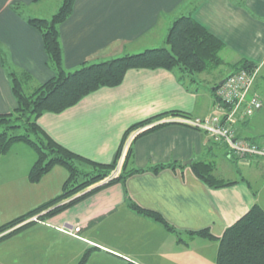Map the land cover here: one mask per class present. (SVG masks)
Masks as SVG:
<instances>
[{
  "label": "crops",
  "instance_id": "0c3cea01",
  "mask_svg": "<svg viewBox=\"0 0 264 264\" xmlns=\"http://www.w3.org/2000/svg\"><path fill=\"white\" fill-rule=\"evenodd\" d=\"M54 1L0 0V50L8 64L0 55V114L17 107L9 71L28 73L39 85L55 76L47 64L42 34L28 23L31 18H51L63 0ZM16 5L20 9L15 10ZM185 15H192L226 45L220 53L223 62L212 73L204 72L190 83L164 69L130 70L120 86L102 88L60 114L42 115L40 127L68 150L108 164L124 133L138 122L172 111L201 119L220 115L216 90L247 60L259 70L251 94L259 96L263 106L233 127L237 136L264 148V0H75L72 15L59 27L64 68L74 71L84 63L164 47L172 24ZM179 117L157 120L166 125L138 134L131 145L132 168L168 164L174 168L134 174L56 216L38 222L29 219L6 231L0 235V264H79L89 250L88 264L208 263L195 259V254H208L203 246L191 251L187 246L197 237L187 233L208 229L222 237L255 204L264 209V160L249 157L235 166L222 143L178 123ZM35 161L34 152L21 144L0 155V226L61 193L67 170L56 166L32 184L28 176ZM188 161L211 163L218 179L235 184L211 188L195 175L191 164H184ZM218 161L232 164L239 178L225 179L228 170L223 165L220 169ZM248 169L261 180L256 191L243 175ZM131 203L159 213L185 239L189 237L190 244L179 243L165 225L134 210Z\"/></svg>",
  "mask_w": 264,
  "mask_h": 264
},
{
  "label": "trees",
  "instance_id": "16d2710c",
  "mask_svg": "<svg viewBox=\"0 0 264 264\" xmlns=\"http://www.w3.org/2000/svg\"><path fill=\"white\" fill-rule=\"evenodd\" d=\"M74 4L75 0H63L58 11L51 18L28 20L30 26L42 34L44 48L48 56L47 64L55 71V76L40 84L32 93L26 94L23 83L30 80L29 74L9 71L8 75L17 100V107L11 113L0 114V155L8 154L16 144L25 145L36 155V161L28 176L30 183H39L56 166L65 168L68 178L58 196L0 226V235L29 219L37 217L40 221L56 216L106 187L116 183H125L134 174L147 170L158 173L166 168H174V164H168L150 167L146 170L134 169L131 166L134 153L130 147L121 173L117 177L111 178L117 167L122 146L129 134L166 116L190 117L179 111H172L132 125L124 133L114 160L111 163L103 164L78 155L53 140L38 124V119L42 115L46 113L60 114L102 88L120 86L130 70L164 69L176 72L181 81L186 82L189 78L192 83L196 81L195 77L218 68L223 62L220 53L226 47L224 42L199 24L192 15H185L177 18L172 24L164 47L126 54L98 63H84L74 71H67L63 63L64 53L60 43L59 27L72 15ZM13 8L20 9L17 5ZM0 55L5 66L8 67L1 50ZM256 69V65L247 60L241 61L236 66L237 72L240 70L253 72ZM252 116L239 120L242 121ZM165 125H156L140 133L138 137L154 132ZM224 146L228 150L227 156L237 166L241 159L235 157L227 145ZM191 168L195 175L211 188H223L235 184L218 179L214 175V165L211 163L195 161L191 164ZM106 180H108L106 184L88 191ZM130 205L139 213L165 225L168 231L177 236L179 243L187 245L183 234L169 226L159 213L144 210L134 203ZM44 212L45 214L40 216ZM23 227L16 229L12 234ZM187 235L191 238L202 237L219 242L215 264H264V209L259 204H255L248 213L230 226L222 237L213 236L208 229L189 232ZM90 252V250L85 252L79 264H88Z\"/></svg>",
  "mask_w": 264,
  "mask_h": 264
},
{
  "label": "built area",
  "instance_id": "2783aa9c",
  "mask_svg": "<svg viewBox=\"0 0 264 264\" xmlns=\"http://www.w3.org/2000/svg\"><path fill=\"white\" fill-rule=\"evenodd\" d=\"M258 71V68L253 72L240 70L224 80L223 84L216 90V98L221 107L220 115H212L204 119L182 116L178 118L177 122L205 131L217 142L227 145V148L237 158L259 157L264 160V148L239 138L233 127L239 119L250 117L262 109V100L259 96L251 94ZM137 134L133 136L135 137ZM130 144L129 140L119 159L120 164H123ZM120 172L118 166L111 178L117 177ZM32 221H38V218L35 217Z\"/></svg>",
  "mask_w": 264,
  "mask_h": 264
},
{
  "label": "rangeland",
  "instance_id": "374dc122",
  "mask_svg": "<svg viewBox=\"0 0 264 264\" xmlns=\"http://www.w3.org/2000/svg\"><path fill=\"white\" fill-rule=\"evenodd\" d=\"M52 1H54V0H52ZM55 3V1L53 2V4ZM214 70V69H213ZM14 71H16L17 73H19V71H17V70H15L14 69ZM211 72H209V73H212L213 71L212 70H210ZM223 84V83H222ZM221 84V85H222ZM39 86V84L38 83H36V81L35 80H29V81H27V82H24L23 83V87H24V91H25V93L26 94H30V93H32L34 90H35V88L36 87H38ZM157 121H155V122H153V123H151V124H149V125H147V126H145V127H142V128H139V129H137V130H140L139 132H138V134H140V133H142V132H144L145 130H147V129H150V128H152V127H154V126H156V125H159V123H156ZM162 124H165V123H162ZM236 125V124H235ZM138 134L134 137V136H132L131 134H129L128 135V137H127V139L125 140V142H124V144H123V146H122V150H121V154H122V152H123V149H124V147H125V145H126V143L130 140V147H131V145H132V143H133V141H134V139L138 136ZM132 136V137H131ZM133 138V139H132ZM132 139V140H131ZM16 145H18V144H16ZM22 145V144H21ZM129 150V149H128ZM33 153V152H32ZM127 153H128V151H127ZM121 154H120V158H121ZM126 156H127V154H126ZM126 156H125V158H124V161H125V159H126ZM119 158V159H120ZM120 161L118 160V164H117V167H116V169L115 170H117V168H118V166H119V168H120V171L122 170V167H123V164H124V162H123V164H120L119 163ZM120 164V165H119ZM222 165L226 168V170H228V174L226 175L225 174V176L224 177H226L225 179H228V177H229V175H232L231 177L232 178H239V176L240 175H238L235 171H234V166L232 165V164H230V163H225V162H223L222 161V163H221V161H218V167H220V169L222 168ZM121 173V172H120ZM253 173H255V175H257V172L255 171V170H253V169H248L247 171H244L243 172V175L244 176H246L247 177V179L249 180V182H250V184H251V186H252V188H253V190H258V188H259V184H260V182H261V180H260V178L259 177H257V176H254L253 175ZM256 177V178H255ZM186 242H187V244L189 245L190 244V240H189V237H186ZM195 240L197 241V242H194L193 244H191V247H189V246H187L189 249H191V251L192 250H194L193 249V247L195 246V248H197L198 246H203L205 249V252L208 254V256H205V255H203L202 257H199L197 254H195V256L197 257V258H195V259H205V260H207L208 261V263L207 262H205L204 261V264H215L216 263V257H217V251H218V246H219V244H218V242L217 241H208V240H206V239H201V238H195ZM192 243V242H191ZM190 251V250H189ZM193 253V252H192ZM194 262H197V261H194Z\"/></svg>",
  "mask_w": 264,
  "mask_h": 264
},
{
  "label": "water",
  "instance_id": "95a60500",
  "mask_svg": "<svg viewBox=\"0 0 264 264\" xmlns=\"http://www.w3.org/2000/svg\"><path fill=\"white\" fill-rule=\"evenodd\" d=\"M185 165H190L191 164V161H188L186 163H184Z\"/></svg>",
  "mask_w": 264,
  "mask_h": 264
}]
</instances>
